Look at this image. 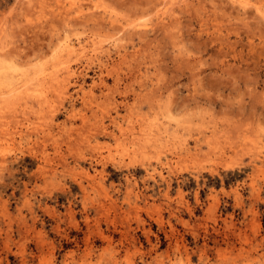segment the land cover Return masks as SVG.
I'll list each match as a JSON object with an SVG mask.
<instances>
[{
    "label": "rangeland",
    "instance_id": "rangeland-1",
    "mask_svg": "<svg viewBox=\"0 0 264 264\" xmlns=\"http://www.w3.org/2000/svg\"><path fill=\"white\" fill-rule=\"evenodd\" d=\"M1 67L0 264H264V0H0Z\"/></svg>",
    "mask_w": 264,
    "mask_h": 264
},
{
    "label": "bare ground",
    "instance_id": "bare-ground-1",
    "mask_svg": "<svg viewBox=\"0 0 264 264\" xmlns=\"http://www.w3.org/2000/svg\"><path fill=\"white\" fill-rule=\"evenodd\" d=\"M102 1V0H101ZM202 1V0H201ZM233 2V1H232ZM155 3V2H154ZM247 4V3H246ZM71 5H73V3L71 4ZM70 5V6H71ZM243 5V4H242ZM257 5V4H256ZM61 6H62V4H61ZM70 6H68V7H70ZM210 6V5H209ZM79 7V6H78ZM252 7V6H251ZM59 8V7H58ZM65 8V7H64ZM71 9H72V7H71ZM76 9V8H75ZM100 9V8H99ZM58 10V9H57ZM261 10H263V9H261ZM260 10V11H261ZM61 11V10H60ZM82 10H80V11H75L77 14L79 13V12H81ZM92 11V10H91ZM253 11V10H252ZM67 12V11H66ZM66 12H65V14H66ZM86 12V11H85ZM90 12V11H89ZM106 12V11H105ZM113 12V11H112ZM262 12V11H261ZM57 13H59V12H57ZM87 13V12H86ZM98 13V12H97ZM97 13H95V14H97ZM255 13V12H254ZM85 14V13H84ZM90 14L92 15L93 13H91L90 12ZM94 14V15H95ZM54 15H55V13H54ZM64 15V14H63ZM67 15V14H66ZM93 15V16H94ZM98 15H99V13H98ZM251 15V14H250ZM263 15V14H262ZM65 16V15H64ZM92 16V17H93ZM61 17V16H60ZM89 17V16H88ZM248 17V16H247ZM100 19V18H99ZM102 19V18H101ZM108 19V18H107ZM97 20V19H96ZM109 20V19H108ZM73 22V21H72ZM84 22V21H83ZM220 22V21H219ZM111 23H113V22H111ZM116 23V22H115ZM117 25V24H116ZM118 26H119V24H118ZM122 26V25H121ZM220 28V27H219ZM122 29V28H121ZM145 29V28H144ZM77 36V35H76ZM68 40V39H67ZM61 42V41H60ZM63 46H61L63 49H65L66 51H72V50H74V49H76V47L74 46V44H71V43H69L68 41H63ZM60 52V51H59ZM67 53V52H66ZM95 53V52H94ZM60 54V53H59ZM68 54V53H67ZM66 54V55H67ZM54 55H55V53H54ZM70 55V54H69ZM65 56V55H64ZM66 57V56H65ZM56 59H58V56H57V58ZM59 61V60H58ZM62 64V63H61ZM2 65V64H1ZM63 65H64V72H63V76L62 77H65V78H69L72 74H74V72H73V69H72V66L67 62V63H63ZM3 66V65H2ZM137 66V65H136ZM5 67H6V65H5ZM7 67H9L10 68V66H7ZM6 67V70L8 69ZM42 67V66H41ZM62 67V66H61ZM12 68V67H11ZM1 69H3V70H1ZM18 69V68H17ZM0 70H1V72L3 71L4 72V67H1L0 68ZM9 70V69H8ZM8 70H7V73H8ZM20 70H22V69H20ZM10 71V70H9ZM1 72H0V75H2L1 74ZM22 73V72H21ZM37 74V73H36ZM35 75V74H34ZM38 75V74H37ZM55 75V74H54ZM36 76V75H35ZM26 77V76H25ZM59 79H60V77H59ZM32 80V79H31ZM2 81V80H1ZM55 81V80H54ZM63 81V80H62ZM25 82V81H24ZM62 83H64V82H62ZM0 84H4L3 82L2 83H0ZM7 84V83H6ZM6 84H4V85H6ZM25 84H26V82H25ZM28 84V83H27ZM21 85H23V84H21ZM26 86V85H25ZM24 87V86H23ZM62 87V86H61ZM64 89V88H63ZM24 90H25V88H24ZM46 90V89H45ZM15 91V90H14ZM17 91V90H16ZM9 92H10V90H9ZM64 92V91H63ZM55 94V93H54ZM56 94H57V92H56ZM22 95V94H21ZM4 96V95H3ZM15 96V95H14ZM13 96V97H14ZM31 96V95H30ZM66 96V95H65ZM27 97V96H26ZM8 98V97H7ZM42 98V97H41ZM5 99V98H4ZM39 99V98H38ZM45 99V98H44ZM59 99V98H58ZM47 100V99H46ZM15 101V100H14ZM7 102V101H6ZM45 103V102H44ZM52 105V104H51ZM6 107V106H5ZM49 109H52L50 106H49ZM50 111V110H49ZM155 120V119H154ZM199 127V126H198ZM128 128V127H127ZM2 133H3V131H2ZM125 136H127V135H125ZM79 143V142H78ZM143 146V145H142ZM59 150V149H58ZM202 152V151H201ZM2 161V160H1ZM97 161V160H96ZM87 170V169H86ZM110 238V237H109Z\"/></svg>",
    "mask_w": 264,
    "mask_h": 264
}]
</instances>
